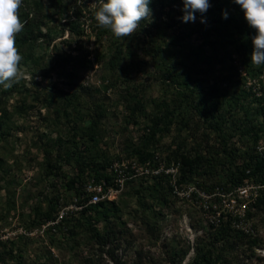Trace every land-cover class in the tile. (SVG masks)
Returning a JSON list of instances; mask_svg holds the SVG:
<instances>
[{
    "label": "rangeland",
    "instance_id": "rangeland-1",
    "mask_svg": "<svg viewBox=\"0 0 264 264\" xmlns=\"http://www.w3.org/2000/svg\"><path fill=\"white\" fill-rule=\"evenodd\" d=\"M101 2L18 10L23 75L0 85V264H264L257 182L223 184L211 123L228 150L264 157V64L220 40L213 11L185 23L182 0H152L150 22L117 38ZM116 166L123 184L102 186L116 195L92 203ZM229 220L238 247L217 239Z\"/></svg>",
    "mask_w": 264,
    "mask_h": 264
},
{
    "label": "clouds",
    "instance_id": "clouds-1",
    "mask_svg": "<svg viewBox=\"0 0 264 264\" xmlns=\"http://www.w3.org/2000/svg\"><path fill=\"white\" fill-rule=\"evenodd\" d=\"M23 0H0V85L11 88L22 78L20 61L23 59L18 50L16 36L24 28L19 8ZM152 0H102L95 19L98 24L107 27L115 37H131L140 29L142 22H150ZM240 6L247 23L255 30L252 36L253 51L251 61L256 65L264 64V0H233ZM211 7L210 0H182L180 19L195 22L197 13L206 23L204 13ZM228 12H222L228 18Z\"/></svg>",
    "mask_w": 264,
    "mask_h": 264
},
{
    "label": "trees",
    "instance_id": "trees-1",
    "mask_svg": "<svg viewBox=\"0 0 264 264\" xmlns=\"http://www.w3.org/2000/svg\"><path fill=\"white\" fill-rule=\"evenodd\" d=\"M211 7L207 11H213L217 13V30L220 33V40L229 43L232 45L236 51L243 55L245 63L250 64V53L253 51L252 36L254 35V29L247 23L243 11L239 5L235 4L233 0H210ZM228 12V18L225 19L222 16L223 11ZM25 31V30H24ZM231 40H230V39ZM213 129L218 131L221 144H222V153H223V162L227 166V175L228 180L224 182H230V187H238L243 183V180L247 177L252 176V180L257 182V185H261L257 189V195L253 199V202L256 203V206H264V157L258 156L257 153H250L242 155L241 153L237 154L234 150H228V139L223 133V129L217 125V121H211ZM224 164V163H222ZM112 173L107 177V175L102 176L100 183H107L108 179L113 183ZM85 209L96 210L91 204L84 206ZM217 239L230 245H236L237 247L242 245V237L245 233L243 231L235 229L230 220L226 222H221L217 226ZM97 244L105 246L108 238H106V233L95 235ZM199 249L196 251V257L194 260H197L200 256Z\"/></svg>",
    "mask_w": 264,
    "mask_h": 264
},
{
    "label": "built area",
    "instance_id": "built-area-1",
    "mask_svg": "<svg viewBox=\"0 0 264 264\" xmlns=\"http://www.w3.org/2000/svg\"><path fill=\"white\" fill-rule=\"evenodd\" d=\"M112 176H114L113 182L115 185H122L123 184V180H124L125 176H124V173L121 170V168H119L118 166L112 168ZM102 186H104V183L98 182V184H95V186L93 188V193L90 196V201L92 203H97L101 199H106V198L110 199L116 195L117 191L113 190V187H109L108 190L106 191V190H104V188ZM257 187L259 188V187H261V185L258 184ZM257 189L254 191L253 195L249 198L252 201L257 195Z\"/></svg>",
    "mask_w": 264,
    "mask_h": 264
}]
</instances>
